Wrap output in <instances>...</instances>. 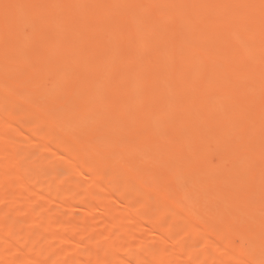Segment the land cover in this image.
<instances>
[{
	"label": "rangeland",
	"instance_id": "obj_1",
	"mask_svg": "<svg viewBox=\"0 0 264 264\" xmlns=\"http://www.w3.org/2000/svg\"><path fill=\"white\" fill-rule=\"evenodd\" d=\"M0 150V264H264V0H0Z\"/></svg>",
	"mask_w": 264,
	"mask_h": 264
},
{
	"label": "bare ground",
	"instance_id": "obj_2",
	"mask_svg": "<svg viewBox=\"0 0 264 264\" xmlns=\"http://www.w3.org/2000/svg\"><path fill=\"white\" fill-rule=\"evenodd\" d=\"M138 6H139V5H138ZM2 135H3V134H2ZM1 146H2V145H1ZM3 147H4V146H3ZM4 148H5V147H4ZM2 150H3V148H2ZM0 151H1V150H0ZM3 151H4V150H3ZM3 151H2V152H3ZM5 151H6V149H5ZM1 154H4V153H1ZM15 161H16V160H15ZM11 171H12V170H11ZM12 172H13V171H12ZM14 174H16V173L14 172ZM20 175H21V174H20ZM14 177H16V176H14ZM18 177H20L19 174H18ZM16 179H17V178H16ZM19 180H23V178H22V179H19ZM16 181H17V180H16ZM3 182H5V181H3ZM3 182L1 181V183H3ZM12 183H13V182H12ZM17 183H20V184H21L20 181H18V182H16V183L14 182V184H12L13 187L15 186V184L17 185ZM23 185H24V182H23L22 185H20V186H22V188H21V187H19V188L24 189V186H23ZM5 186H6V185H5ZM18 186H19V185H18ZM7 187H9V184H8ZM8 189L11 190V189H12L11 186H10V188H8ZM16 189H17V186H16ZM16 189H15V190H16ZM10 190H8L9 193L12 192V191L10 192ZM13 190H14V189H13ZM15 190H14V191H15ZM18 190H19V189H18ZM19 191H20V190H19ZM14 193H16V192H14ZM21 193H22V192H21ZM10 195H12V194H10ZM13 195H14V194H13ZM19 195H21V194H19ZM14 196H15V195H14ZM17 196H18V195H17ZM0 197H1V196H0ZM3 223H4V222H3ZM4 225L6 226V224H4ZM7 225H8V224H7ZM2 226H3V225H2ZM112 226H113V224H112ZM194 227H195V226H193V229H194ZM195 230H196V229H195ZM92 231H93V230H92ZM95 231H96V230H95ZM160 236H162V235H160ZM160 236H159V237H160ZM138 237H139V236H137V239H138ZM164 237H165V236H164ZM161 238H162V237H160V239H161ZM213 238H214V237H213ZM14 239H15V238H14ZM138 240H139V239H138ZM140 240H141V239H140ZM161 240H162V239H161ZM164 240L166 241V238H164ZM134 241H135V240H134ZM162 242H163V241H162ZM136 243H137V241H136ZM140 243H141V241H140ZM142 243H143V242H142ZM142 243H141V244H142ZM77 244H78V243H77ZM77 246H78V245H77ZM141 246H142V245H141ZM175 249H176V248L174 247V248H173L174 251H173V250H172V251L175 252V253L178 252V250L175 251ZM113 250H116V249L113 248ZM113 250H112V251H113ZM161 251H162V253L164 252L163 250H161ZM179 251H180V250H179ZM180 252H181V251H180ZM170 253H171V252H170ZM175 253H174V255H172V256H173V257L176 256L175 259L177 258V256H178V258H179V255H178L177 253H176V255H175ZM172 254H173V253H172ZM110 255H113V252H112ZM115 255H116V253H115ZM170 256H171V255H170ZM242 256H243V255H242ZM244 257H245V256H243V258H244ZM24 258H25V257H24ZM29 258H30V257H29ZM113 258H114V257H113ZM171 258H172V257H171ZM243 258H242V260H243ZM172 259H173V258H172ZM237 259H239V258H237ZM26 260H27V258H26ZM166 260H169V259H166ZM166 260H165V261H158V263L162 262V264H165V263L168 264V263H167L168 261H166ZM245 260H246V258H245ZM27 262H28V261H27ZM149 262H150V264H151V261H149ZM149 262H148V263H149ZM163 262H165V263H163ZM86 263H87V262H86ZM145 263H147V262H145ZM145 263H144V264H145ZM148 263H147V264H148ZM152 263L155 264L154 262H152ZM82 264H85V263H82ZM89 264H90V263H89ZM160 264H161V263H160ZM169 264H170V263H169Z\"/></svg>",
	"mask_w": 264,
	"mask_h": 264
}]
</instances>
